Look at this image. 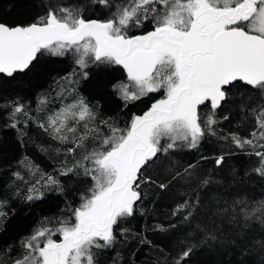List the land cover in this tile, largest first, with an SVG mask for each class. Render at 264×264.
Wrapping results in <instances>:
<instances>
[{
	"label": "snow or ice",
	"instance_id": "snow-or-ice-1",
	"mask_svg": "<svg viewBox=\"0 0 264 264\" xmlns=\"http://www.w3.org/2000/svg\"><path fill=\"white\" fill-rule=\"evenodd\" d=\"M95 2L112 7L110 0ZM146 24L150 29L142 31ZM133 29L140 34H130ZM69 51L81 70L60 78L70 85L79 82L75 76L88 77L85 69L90 64L119 65L127 82L117 81L112 88L125 102L161 91L163 96L142 115H133L124 128L101 119L99 124L108 127L107 135L96 124L95 106L78 93L72 103L62 104L46 120L36 121L54 139L71 142L68 153L84 147L90 139L95 142L91 151L61 172L67 175L82 168L84 175L91 177L92 186L81 195L80 205L71 209L74 222L59 220L60 226L52 229L45 218L43 226L19 241L23 254L13 257L11 244L0 249V264H100L97 252L112 248L118 235L129 232L121 225L142 201L141 185L156 183L146 172L160 155L179 147L197 148L207 134L215 135L216 110L228 104L237 84L258 90L264 99V0H121L106 19L86 18L77 8L49 7L45 15L30 22L0 20V74L8 78L29 70L45 54L63 56ZM73 93L75 88H66L58 95ZM47 102V97L41 96L37 110L44 111ZM206 102L211 110L202 119L199 109ZM0 107H11L10 127H17L18 114L25 117L24 124L33 119L19 98ZM252 111L255 126L248 137L231 133L223 139H231L240 149L252 147L251 154L259 158L255 171L264 176V150H255L264 149V144L258 143L264 140V105ZM224 160L223 155L217 156L215 164L220 166ZM19 164L33 177L40 172L27 157ZM13 177L9 188L16 180L29 184L20 171L13 172ZM49 186L60 190L58 179L41 173L28 186L26 198H40V189ZM158 187L163 190L168 184L159 183ZM15 194H19L18 187ZM7 195L0 192V220L7 216L3 211L9 203ZM236 207L237 214L246 218L257 213V218L264 217V200L252 207L246 201H234V211ZM193 208L196 205L184 201L173 215L188 210L184 220L195 219ZM157 228L166 230L161 225ZM197 229L216 239L207 227L197 225ZM57 234L61 238L53 239ZM194 248L184 246L172 264H185Z\"/></svg>",
	"mask_w": 264,
	"mask_h": 264
},
{
	"label": "trees",
	"instance_id": "trees-1",
	"mask_svg": "<svg viewBox=\"0 0 264 264\" xmlns=\"http://www.w3.org/2000/svg\"><path fill=\"white\" fill-rule=\"evenodd\" d=\"M110 3L112 7L95 0H0V20L30 22L45 15L49 7L77 8L86 18L106 19L121 0H110ZM149 29L150 25L146 24L142 31ZM130 34H140V31L133 29ZM75 59L71 51L63 56L45 54L29 70L18 72L12 78L0 74V105L19 98L33 118L24 124L25 117L18 114L17 127H10L11 107H0V192H7L9 201L3 209L7 216L0 220V249L14 245L13 257L23 254L19 241L43 226L41 222L45 218L51 221L46 226L52 229L60 226L59 220L74 222L71 209L80 205L81 195L92 186L91 177L85 176L82 168L67 175L61 172L91 151L95 142L90 139L84 147L68 153L67 148L73 144L54 139L36 121L46 120L62 104L72 103L78 93L90 106H95L96 124L107 135L108 127L99 124L101 119L124 128L133 115H142L152 102L163 96L161 91L138 101L125 102L112 88L117 81L127 82L126 72L119 65L90 64L85 69L88 77L75 76L73 79L79 82L70 85L60 78L74 69L80 73ZM66 88H75V93L59 96ZM231 91L228 104L216 110L215 135L207 134L197 148L179 147L161 154L147 170L146 174L156 183L141 185L143 199L135 214L121 225L129 232L118 235L112 248L97 252L100 264H113L114 260L115 264H172L186 245H195V248L185 264H264V217L257 218V213L246 218L237 214L239 207L235 211L233 208L234 201L243 200L252 207L256 201L264 200V176L255 171L259 158L251 154L252 147L246 145L240 149L231 139H223L231 133L248 137L255 126L252 110L264 105V99L258 90L245 88L243 84H237ZM41 96H46L48 101L44 111L37 110ZM210 110L209 102L201 106V118L206 119ZM258 143L264 144V140ZM220 155L225 160L217 166L215 158ZM25 157L39 167L35 177L19 164ZM190 164L194 165L192 169L188 168ZM16 171L29 184L16 180L9 188ZM41 173L58 179L60 190L56 186L43 187L40 198L28 200L27 188ZM159 183H167L168 187L162 190ZM17 187L18 195L15 194ZM184 201L196 205L191 209L195 219L184 220L188 210L173 215L177 205ZM157 225L166 230L161 231ZM197 225L201 229L207 227L216 239L206 236ZM60 238L58 234L53 236V239ZM144 239L150 243H141Z\"/></svg>",
	"mask_w": 264,
	"mask_h": 264
},
{
	"label": "flooded vegetation",
	"instance_id": "flooded-vegetation-1",
	"mask_svg": "<svg viewBox=\"0 0 264 264\" xmlns=\"http://www.w3.org/2000/svg\"><path fill=\"white\" fill-rule=\"evenodd\" d=\"M134 35H136V34H134ZM210 103V102H209Z\"/></svg>",
	"mask_w": 264,
	"mask_h": 264
}]
</instances>
